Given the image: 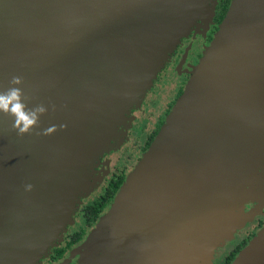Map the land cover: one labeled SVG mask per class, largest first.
I'll use <instances>...</instances> for the list:
<instances>
[{"label": "water", "instance_id": "obj_1", "mask_svg": "<svg viewBox=\"0 0 264 264\" xmlns=\"http://www.w3.org/2000/svg\"><path fill=\"white\" fill-rule=\"evenodd\" d=\"M210 1L158 0L145 23L131 25L128 0H0V91L20 87L29 108L43 104L48 109L38 126L25 134L13 128L14 117L0 112V264H37L61 240L84 174L120 122L124 102L150 81L183 29ZM208 46L205 72L210 81L195 103L179 160L175 154L184 131L176 130L167 139L174 122L160 132L162 123L146 148L113 233L106 224L101 227L84 247L80 264H92L97 252L105 254V264H198L211 251L212 230L226 227V215L221 214L225 188H235L232 198L242 197L248 186L256 185L260 195L264 192V86L258 84H264V0H230ZM13 76L22 77V84L11 85ZM216 76L223 81L221 101L213 98ZM254 84L260 92L256 98L248 94ZM245 103H255V109H247ZM215 109L219 112L217 123L212 122L217 127L215 140L206 153L198 136L201 122ZM257 117L261 121L252 125L251 119ZM62 124L66 128L38 134ZM241 134L263 136L253 147L255 154L249 155V143ZM163 140L164 150L132 226L136 203ZM240 155L252 159L253 179L245 181L243 176L250 171L242 168V177L236 180L233 167L239 166ZM194 157L206 160L198 164H206L198 169L207 176L199 215L186 216L171 229V220L183 205ZM171 170L176 172L174 183L151 254L158 223L149 219ZM53 205L58 207L54 211ZM229 264H264V228Z\"/></svg>", "mask_w": 264, "mask_h": 264}, {"label": "rangeland", "instance_id": "obj_2", "mask_svg": "<svg viewBox=\"0 0 264 264\" xmlns=\"http://www.w3.org/2000/svg\"><path fill=\"white\" fill-rule=\"evenodd\" d=\"M215 1L216 0L213 2V0H211V3H208L203 7V9H201V11L196 13L194 20L183 29V35L178 38V42L175 44V46L177 45L179 48H182L188 42L190 32L193 29H196L195 34L197 37L192 43L187 58L184 61L183 67L181 68L182 72H177L172 69L174 63L173 61H170V54L172 53V50L165 56V58L159 61V68L151 77L150 81L145 86H142L138 93L131 98L126 99L124 102V112L119 118L120 122H118L116 128L108 135L107 139L104 141V146L101 149H97L95 155L91 159V163L84 174L85 180L83 185L80 186V195H78L77 201L74 202L72 213L68 223L65 225V228L61 233V240L57 243V245L62 243L65 237L64 235L68 232L76 230L80 226L82 227L83 222L80 207L85 203L91 202L100 193L105 181L112 173L123 172L125 174V181L119 188L118 192L114 195L111 203L105 207L96 221L90 227L85 229V234L81 241L72 246L62 260L48 264H80L84 247L91 242L93 235L100 232L99 229L101 227L106 224L107 228H112L113 233V228L115 226L114 223L117 222L122 214L124 205H126L130 199L129 196L134 188V178L138 174L145 157L144 154L147 152V150L140 152L138 148L144 140V135L154 125L156 119L161 116V112L164 109L165 104L172 99L175 89L179 84V80L182 79L183 75L184 80L181 82L182 94H179L169 111L163 117V126H161L160 129L161 132L162 129L168 125V123L174 122L167 139L176 130L184 131L179 140V146L175 154L176 160H179L182 141L184 137H186L188 130L191 128L196 114L195 103L198 102L199 97L204 94L210 81L209 75L205 72V59L209 50V43L204 45L203 37L205 30L208 28V22H210L212 17ZM136 52L139 60L142 61L143 58L141 57L140 51L137 49ZM197 52L200 54L199 57H196ZM165 64H167L166 69H162ZM262 77H264V75ZM215 83L217 84V87L215 93L213 94V98L216 101H221L223 95L222 78L216 76ZM258 84L261 87L264 86L263 82L260 84L258 81ZM259 93L257 84H254L250 87L248 94L249 96L250 94H253L256 98ZM245 107L247 109H255V103H245ZM218 114L219 112L215 109L207 115L205 121L201 122L202 132L200 137L198 136V144L205 145V149L207 150L206 153L209 151L208 145H211V143L213 144V141L215 140V134L213 131L216 130L217 127L212 124V122L213 120H216L217 123ZM245 115L246 112L244 111V116ZM251 120L253 121L252 125H256L257 122L261 121L258 117ZM208 131L211 133H208ZM241 138L242 141H247L249 143V155L257 152L256 150H253V147L254 145H258V143L263 140L262 135L256 134L250 135V137H245L241 134ZM165 143L166 142L163 140L162 145L159 147L152 162L151 170L145 180L140 198L137 201L138 203H136L137 209L134 214L135 222L132 226L136 224V221L140 216L139 213L144 197L152 175L154 174L160 160L161 153L164 150ZM239 158L240 159L237 162L239 166L233 167V172L236 174V180L239 181L242 177L240 176L242 168H248L250 171L248 174L249 176L245 174L243 179L246 181L250 178V176L253 179L252 176L255 175V172L253 173L252 171V159L250 158L247 160L245 155H240ZM199 162L204 163L206 160L204 157H194L192 165L191 163L189 165V168L191 166L192 167L190 176L188 175L183 205L174 214V217L171 220V229H177L178 224L184 217L191 216V219H193L195 216L199 215L198 206L200 204L201 195H203L201 187L203 188L207 177L205 171L198 169L200 166L205 168L206 164L198 166ZM262 164H264V161ZM193 170H196L195 174H193ZM175 173L176 172L171 170L167 180L164 181L162 189L158 195V199L155 201L154 213L149 219V223H158L152 233V244L150 248L151 254H153L156 250V243L158 242L156 235L160 232L158 226L159 223L163 222L165 217L164 212L168 208ZM262 180H264V174L262 175ZM165 186L166 188L164 189ZM255 186H248L243 190L240 189V191L242 190V197L234 198L231 197V193H233L235 188H225L222 199L223 213L221 214L226 215V227L221 228L222 230L216 228L212 230L213 246L211 247V251L207 255L204 254L206 258L201 259L198 264H212V261L218 257V250L221 251V255L224 252V249L229 247V245H231L234 241L233 238L239 239L242 235H246L248 240L244 246L250 244V242H252L264 228V217L260 219L257 218V215L259 214L257 209L259 210L261 206L264 208V192L260 195L261 191ZM240 191L238 190V192ZM228 219L229 221L227 222ZM155 225L156 224H154V226ZM130 234V231H127L125 237L128 238ZM107 236L108 235H105L106 239ZM172 243L174 244V248L178 245L175 237L174 242L172 241ZM222 247L224 248L222 249ZM184 250L186 251V249ZM49 252L50 250L48 251V254ZM48 254L45 257L40 258L37 264H46L45 261L47 260L46 258ZM96 255L98 258H96L92 264H105V254L102 253L101 255H98L97 252ZM236 256L237 254L234 257ZM215 264H218V262H215Z\"/></svg>", "mask_w": 264, "mask_h": 264}, {"label": "flooded vegetation", "instance_id": "obj_3", "mask_svg": "<svg viewBox=\"0 0 264 264\" xmlns=\"http://www.w3.org/2000/svg\"><path fill=\"white\" fill-rule=\"evenodd\" d=\"M229 2H230V0H216V3L214 4V7H213L212 17L210 19V22H208V28L205 30V33H204V37H203V43H204V45H207L210 42L211 38L213 37V34L215 33V31L218 28L219 22L221 21V19L223 18L224 14H225V12L227 10V7L229 5ZM195 30L196 29H193L190 32V34L188 36V42L186 43V45H184L182 48H179L176 45L175 48L173 49L172 53L170 54V61H173L174 62L173 63V66H172V69L174 71L182 72V69L181 68L183 67L184 61L187 58V55H188V53L190 51V48H191L192 43L194 42V40L197 37V35L195 34ZM199 55L200 54L197 52L196 53V57H199ZM166 67H167V64H165L162 69H166ZM183 80H184V77L182 75V79L179 80V84H178V86L175 89V92L173 94L172 99L168 103L165 104V107H164V109L161 112L162 113L161 116H159L156 119L154 125L144 135V140L142 141V144L138 148L140 152H143L144 150H146V148L148 147L150 141L152 140V138L156 134L157 130L161 126V124L163 122V117L166 115V113L171 108V106H172L173 102L175 101V99L181 93V91H182V83L181 82ZM120 176L122 177V180L125 179V174L123 172L112 173L110 175V177L105 181V184L102 187L100 193L91 202L85 203V204H83L80 207V213H81L82 222H83L82 227L80 226L78 229L68 232L66 235H64L65 237H64V239H63V241H62L61 244H58V245H56V246H54V247H52L50 249V252H49V254H48L47 258H46L47 260L45 261L46 264L53 263V262H57L59 260H62L66 256V254L70 250V248L81 241L82 237L85 234V229L88 228V227H90L96 221V219L98 218V216L100 215V213L105 209L106 206H108L111 203V201H112L115 193L112 195V197L107 202L104 203V206L98 211V213L96 214L95 217L94 216H90L89 217V215L87 214V209L86 208L88 206H92V205L94 207V203L96 201H98L100 199V197H102V194H104L105 192H107L108 190H110V189L113 188V186H112L113 183ZM262 207L263 206H261L259 208V210L257 209V211L259 212V214L257 215V218H259V219L262 218V217H264V208H262ZM77 233H81L80 238L77 241H75L74 243L70 244L67 247L66 244L70 241V239L72 238V236L73 235H76ZM233 239H234V241L232 240L233 242L231 243V245H229V247H227L226 249H224V252L221 255H220V252L221 251L218 250V257L214 261H212V264H215V262H218V264H223V262L225 261V259L227 258V256L236 247L239 246V248H240V247H242L246 243V241L248 240V237L246 235H242V237H240L239 239H237V238H233ZM224 247H222V249ZM61 248H65V250L62 252L61 256H58L57 255L58 253L56 252V250L61 249ZM236 254L237 253H235L234 256ZM234 256L232 257V259L234 258Z\"/></svg>", "mask_w": 264, "mask_h": 264}, {"label": "clouds", "instance_id": "obj_4", "mask_svg": "<svg viewBox=\"0 0 264 264\" xmlns=\"http://www.w3.org/2000/svg\"><path fill=\"white\" fill-rule=\"evenodd\" d=\"M10 83L11 85H21L22 77L13 76ZM25 100L26 97L20 87L13 86L6 91H0V112L14 117L13 128L18 130V134L29 133L34 126H38L40 116L48 110L43 104L29 108ZM58 127L64 129L66 125H51L38 134L49 135L57 131ZM26 188L30 190L32 185L29 184Z\"/></svg>", "mask_w": 264, "mask_h": 264}, {"label": "trees", "instance_id": "obj_5", "mask_svg": "<svg viewBox=\"0 0 264 264\" xmlns=\"http://www.w3.org/2000/svg\"><path fill=\"white\" fill-rule=\"evenodd\" d=\"M222 20V19H221ZM220 23V22H219ZM212 39V38H211ZM158 131V130H157ZM157 133V132H156ZM156 135V134H155ZM154 135V136H155ZM154 138V137H153ZM152 138V139H153ZM152 141V140H151ZM150 141V142H151ZM150 144V143H149ZM123 182L122 177L120 176L114 183H113V188L108 190L107 192H105L104 194H102V197H100V199L98 201H96L94 203V207L92 206H88L87 209V214L90 216H96V214L98 213V211L104 206V203L107 202L114 193H116L119 188V186L121 185V183ZM116 191V192H115ZM91 214V215H90ZM81 236V233H77L76 235H73L72 238L70 239V241L66 244V246L68 247L70 244L74 243L75 241H77ZM244 246V245H243ZM242 246V247H243ZM242 247L239 248L236 247L225 259V261L223 262V264H229L230 260L232 259V257L234 256L235 253H237ZM239 248V249H238ZM238 249V250H237ZM65 250V248H61L56 250V252L58 253V256H61L62 252Z\"/></svg>", "mask_w": 264, "mask_h": 264}, {"label": "bare ground", "instance_id": "obj_6", "mask_svg": "<svg viewBox=\"0 0 264 264\" xmlns=\"http://www.w3.org/2000/svg\"><path fill=\"white\" fill-rule=\"evenodd\" d=\"M128 2L129 7H131L129 23L131 25H142L153 15L154 8L152 9V7L158 2V0H128ZM57 208L56 205L51 207L52 211Z\"/></svg>", "mask_w": 264, "mask_h": 264}]
</instances>
